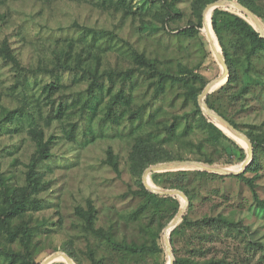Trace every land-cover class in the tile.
Returning <instances> with one entry per match:
<instances>
[{
	"label": "rangeland",
	"instance_id": "374dc122",
	"mask_svg": "<svg viewBox=\"0 0 264 264\" xmlns=\"http://www.w3.org/2000/svg\"><path fill=\"white\" fill-rule=\"evenodd\" d=\"M142 1L126 0L121 7L117 0H0V48L4 41L8 42L26 75L25 82L19 83L23 71L13 69L0 55V107L15 109L26 104L27 110L23 120L0 128L1 172L10 177L13 186H22L25 166L34 149L26 131L38 126L44 130L46 138L56 137L51 158L38 169L43 181L37 195L40 209L29 212L36 232L30 253L39 264L56 253H52V248L60 249L63 244L70 247L83 264H89L88 249L95 252L98 264L169 263L164 237L171 229L164 228L159 234L160 253L130 255L85 232L74 213L75 207L85 209L90 200L96 209V227L111 228L118 241L151 245L152 232L166 221L172 209L156 216L152 215L151 207L138 211L143 200L130 193L139 187L128 161L136 139L153 142L183 160L210 157L214 165L227 168L231 173L237 172L246 159V145L226 133L244 150L241 153L232 148L234 164H229L227 147L231 144L226 138L218 137L215 145L210 143L206 131L197 127L195 104L187 97V89L181 83L167 82L163 92L158 94L154 82L137 77L126 84L130 104L116 107L112 119L108 120L104 118L105 104L110 94L119 89L118 82L111 87L104 80L101 90L88 99L86 83L79 81L78 74L56 70L52 76L44 71L53 67L54 55L72 41V54L81 45L92 47L93 53L101 57L102 69L124 70L131 64L130 49H133L153 59L160 70L173 77L194 74L208 84L221 74L213 46L202 31L203 20L201 28L196 27L192 0L176 1L174 6L179 18L166 26L157 18L163 12L160 4L141 8ZM227 9L240 14L233 8ZM142 22L152 23L159 30H151L148 25L143 27ZM260 22L264 29V20ZM183 29L188 32L179 33ZM216 44L219 45L217 40ZM31 71L35 75L28 73ZM53 80L61 87L48 99L54 100V105L49 106L43 87ZM193 84L194 88L200 86L199 81ZM241 103L244 107L240 109ZM59 105L63 110L56 119L54 110ZM140 107H143L140 119H132L130 115ZM226 113L241 130L263 131L264 101L260 86L226 107ZM174 117H178L177 129L174 135H167L163 128L171 125ZM14 126L21 130L13 131ZM108 149L118 157L119 176L104 162ZM260 161L255 184L258 198L264 200L262 153ZM178 172L153 174H167L160 178L162 185L182 184L192 190L196 200L189 213L191 220L222 215L238 222L243 229L210 224L186 227L183 234L174 239L176 254L196 261L212 258L222 264H264V212L256 207L249 188L235 178L200 179L191 173L182 176ZM151 175L148 184L165 190L153 182ZM175 198L181 206V198ZM13 248L19 249L18 244L14 243ZM0 264H9V260L1 257ZM52 264L66 263L58 260Z\"/></svg>",
	"mask_w": 264,
	"mask_h": 264
},
{
	"label": "trees",
	"instance_id": "16d2710c",
	"mask_svg": "<svg viewBox=\"0 0 264 264\" xmlns=\"http://www.w3.org/2000/svg\"><path fill=\"white\" fill-rule=\"evenodd\" d=\"M126 0H117V5L123 6ZM177 0H143L140 7L146 5L154 6L160 4L162 13L157 15V18L162 26H166L169 22L179 18V12L175 8L174 3ZM217 0H192L191 10L197 18L196 27L199 29L202 25V11L204 8ZM243 7L250 10L259 20H264V3L261 0H234ZM210 17V19H209ZM204 26L202 31L210 36V43L213 46L214 52L220 53L228 69L227 82L220 87L216 94H210L205 99L206 105L228 121L234 128L241 131L250 140L253 149V158L243 173L238 175H219L208 173L205 171H179V175L194 174L200 179L203 178H235L243 182L250 190L253 201L256 207L264 212V200L258 198L256 192L255 179L257 173L261 168L260 153L264 154V130L255 131L253 129L241 130L240 127L230 118L226 113V107L233 105L237 100L246 97L252 88L260 86L263 94L264 101V38L259 36L258 31L245 19L242 14L232 13L227 8H219L206 11L203 16ZM211 21V22H210ZM211 23V25H210ZM144 26L148 25L151 30L157 31L152 23H141ZM188 29H183L179 33H187ZM208 33V34H207ZM216 40L218 44H216ZM66 48L62 52L54 55L53 67L50 70L44 71L54 75V71L60 70L64 72H73L79 75V81L86 83L85 93L87 98L93 97L102 88L104 80L108 81L111 87L115 82L119 83V89L115 93L110 94L105 104V119H112L113 111L116 107L128 106L131 102L129 90L126 89V84L131 83L139 76L156 84L155 92L162 93L164 86L167 82L172 84L181 83L187 89V97L191 98L195 104L197 117V127L207 133V138L213 145L218 143V137L226 138L231 147H227L229 154V164H234L232 158V148L237 149L244 153L234 140L227 137L221 130H219L211 120L205 116L197 104V97L206 86L199 75H188L182 77H173L165 70H160L156 62L148 58L142 53L130 49L131 64L124 70L115 69H102L101 57L97 53H93L92 47L83 46L78 51L72 54L74 43L67 42ZM0 55L4 61L10 64L13 69L23 71L22 80L19 83L25 82L24 69L21 67L19 60L16 58L12 49L7 41L3 42L0 48ZM35 75L34 72H28ZM155 80V81H154ZM199 81L200 86L194 88V82ZM61 85L53 80L43 87L46 93V101L49 106L54 105V100H48L52 95L60 90ZM244 105L241 103V108ZM62 106L59 105L55 110V118L59 119L62 113ZM143 107L134 111L130 117L132 119H140ZM27 115L26 104L19 108L8 109L0 107V128L13 126L17 121L23 120ZM30 116V115H28ZM178 117H174L173 122L169 126H164L163 130L167 135H174L177 129ZM47 120L46 125H48ZM221 129H224L220 124H217ZM74 126L70 131L72 136ZM20 127L14 126L15 132H19ZM29 139L33 143V153L30 156L28 164L25 168V178L22 186H13L10 183V177L5 176L0 169V258L3 257L9 260V264H39L31 257V243L33 242L36 232L34 226L31 224L32 216L29 212H36L40 209V201L37 199L42 187V176L39 174L38 169L40 165L48 161L51 156V149L54 144L55 136L50 135L46 138L45 132L41 127H30L26 131ZM183 160L180 156L172 154L169 151L162 150L153 142L143 139H136L131 147L128 156L129 169L131 173L137 177L138 190L130 192L134 196L140 197L143 201L139 205L138 211L142 212L151 207L153 216L159 215L161 211L172 209L166 221L159 225V229L152 232L153 240L151 245L135 243H126L125 241H118L112 229H104L96 227V209L92 201L86 202V207L83 209L80 206L74 208V213L81 220L82 227L85 232L95 237L96 239L106 242L115 250L130 255L140 254H154L160 253L161 247L159 246V234L166 227V225L173 219L180 207V202L175 197H164L149 192L142 184L141 176L148 167L164 162ZM195 161L202 162L209 165H214V160L210 157L199 158ZM108 164L112 171L119 176V162L118 157L115 156L111 149H108L106 159L104 161ZM246 174H255L253 177H247ZM167 174H152L151 179L153 182L165 190H179L188 200L187 209L185 214L181 217L175 227L166 234L169 236L171 251L174 255L173 264H222L221 261L215 259H208L203 261H196L190 257H180L176 254L174 248V239L183 234L184 229L198 226L199 224L219 225L227 229H243V227L233 220L226 218L222 215L215 217H204L200 220L193 221L189 217L192 209L193 202L196 200V195L186 185L170 184L169 186L162 185L160 178ZM185 201L181 199V206H184ZM17 243L19 249H14L13 244ZM60 250L66 254L75 264H83L82 260L75 254V252L63 244L60 249L52 248V253ZM89 264H98L99 259L96 258L95 252L88 249L86 252Z\"/></svg>",
	"mask_w": 264,
	"mask_h": 264
},
{
	"label": "water",
	"instance_id": "95a60500",
	"mask_svg": "<svg viewBox=\"0 0 264 264\" xmlns=\"http://www.w3.org/2000/svg\"><path fill=\"white\" fill-rule=\"evenodd\" d=\"M233 8L240 12L242 16L247 19L250 24L258 31L259 36L264 38V29L261 25L260 20L247 8L243 7L239 3L235 2L234 0H217L215 2H212L208 4L202 13V20L204 13L206 11H212L219 8ZM210 19V17H209ZM211 22V21H210ZM211 25V23H210ZM208 36V39H210V36ZM217 64L220 66L222 72L221 74L216 77L214 80L210 81L206 86L203 88L202 92L197 97V104L202 111V113L207 116L211 122L214 123V125L223 131V133H226L228 136H230L235 141L240 140L246 145V159L241 163L240 168L237 172L231 173L227 168L219 167L216 165H209L198 161H192V160H179V161H171V162H164V163H158L155 165H152L148 167L146 170H144L141 180L143 186L151 193L164 196V197H175L178 196L179 198L183 199L185 201L184 206H180L179 210L173 217V219L167 224L164 230L166 229H173L175 225L178 223V221L183 216V213L188 205V200L186 196L179 190H162L158 188H153L148 184V177L153 173H165L168 171H186V170H198V171H205L208 173L213 174H219V175H238L244 172L246 167L249 165V163L252 161L253 158V149L252 144L250 140L245 136L241 131L234 128L228 121H226L223 117H221L219 114L211 110L206 103L204 102V99L212 94L216 88L222 87L226 82L228 78V69L225 64L224 58L222 56V53L215 52ZM222 81H224L223 84L219 85ZM217 124H220L222 127H224L225 131L221 129ZM238 142V141H237ZM164 245L166 252L169 256V263L173 264L174 257L171 252L170 248V242H169V236L164 237ZM58 260L63 261L66 264H75L66 254L62 252H56L54 254L49 255L43 262L40 264H52Z\"/></svg>",
	"mask_w": 264,
	"mask_h": 264
},
{
	"label": "bare ground",
	"instance_id": "6f19581e",
	"mask_svg": "<svg viewBox=\"0 0 264 264\" xmlns=\"http://www.w3.org/2000/svg\"><path fill=\"white\" fill-rule=\"evenodd\" d=\"M208 34V33H207Z\"/></svg>",
	"mask_w": 264,
	"mask_h": 264
}]
</instances>
